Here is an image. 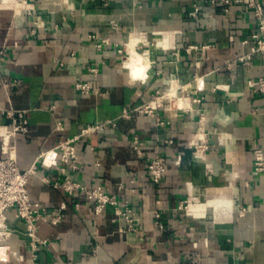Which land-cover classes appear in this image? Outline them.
I'll return each mask as SVG.
<instances>
[{
  "label": "crops",
  "instance_id": "0c3cea01",
  "mask_svg": "<svg viewBox=\"0 0 264 264\" xmlns=\"http://www.w3.org/2000/svg\"><path fill=\"white\" fill-rule=\"evenodd\" d=\"M254 28L247 7L224 12L209 0H0V156L9 130L4 110L27 119L28 131L13 139L21 170L84 126L104 124L75 141L81 164L73 179L127 201L136 217L131 231L113 208L95 213L85 191L68 195L51 185L57 167L38 166L28 176L30 198L49 210L66 207L60 223H39L47 244L34 264H264V172L254 171L252 155L264 148V96L252 85L264 76V53L241 44ZM188 45L195 49L186 52ZM132 53L146 67L137 77ZM195 74L203 77L190 82V93L201 102L181 101L205 113L207 167L192 156L191 145L204 140L195 112L159 109L168 121L160 126L145 113L124 116L170 78L189 82ZM152 154L165 161L158 185L146 174ZM158 209L163 229L154 222ZM6 216L19 258L0 264H33L24 222L13 209Z\"/></svg>",
  "mask_w": 264,
  "mask_h": 264
},
{
  "label": "built area",
  "instance_id": "2783aa9c",
  "mask_svg": "<svg viewBox=\"0 0 264 264\" xmlns=\"http://www.w3.org/2000/svg\"><path fill=\"white\" fill-rule=\"evenodd\" d=\"M214 6H220L224 12L229 10L231 4H238L247 7L253 16L255 28L249 36L241 40L242 45H250L252 52L264 53V5L261 0H209ZM196 12V10H195ZM209 45L203 46L208 48ZM195 49L194 45L185 47L186 52ZM1 53V51H0ZM177 55V52L173 53ZM249 58V54L239 56L238 61H245ZM199 62H197L198 65ZM91 73H95V68H90ZM198 77H203L195 74L191 81L196 83ZM185 82L179 77H173L168 80L167 88L163 91L156 90L152 95L150 101L143 103L140 106L130 108L124 116H130L132 112L145 113L154 118L158 126L168 123L159 116V109L171 112L182 111L184 113L195 112L197 115V131L200 133L204 140L196 142L191 145L192 156L195 162L205 161V151L209 148L211 137L208 136L204 124L206 116L203 110L194 107L178 106V101H190L192 103H200L201 98L193 96L190 93V82ZM254 90L264 96V76H259L252 81ZM75 88L80 92H88L90 87L87 84L77 82ZM197 87L195 91L198 92ZM194 91V92H195ZM9 118V130L1 139V156H0V262L9 260L10 258L18 259V250L9 244L14 229L8 224L6 213L8 210L13 209L15 216L22 220L25 224L24 234L28 238L27 245L29 246L33 264L37 258V249L40 245H46L47 239L40 238L37 235L40 222H48L56 225L61 222L64 217L63 209L66 207L62 202L55 210H49L42 206L39 202L30 198L27 183L28 176L40 166L43 169L57 167L60 175L51 181V185L55 188H61L68 195L74 194L76 190L85 191L86 197L93 203L95 213H100L106 207H111L115 210L118 216L124 219L127 228L131 231L136 230L134 221L136 217L127 201H120L114 195L106 193L102 187L94 186L86 189L85 186L76 182L73 179V173L78 170L81 160L75 148V141L83 136H87L96 129H100L104 124H88L84 126L80 133L72 137H68L59 141L54 147L42 150L36 162L28 170H21L16 162V146L13 139L17 134H24L28 131L27 119L24 111L8 109L4 110ZM61 124L56 123V128H60ZM218 142L221 138L218 135ZM140 145L138 136L133 137V148L136 152L140 153ZM253 155V168L256 173L264 172V148L257 147L252 151ZM178 163V160L176 161ZM165 161L157 154H152L146 159V174L148 180L158 185L165 173ZM43 181L49 182L46 177L42 178ZM134 192V189L131 190ZM159 203V200H156ZM75 208L79 207V203L74 204ZM179 209L187 208V200H181ZM245 208H241V213ZM165 220L164 209H158L154 212V222L160 229L164 228L163 221Z\"/></svg>",
  "mask_w": 264,
  "mask_h": 264
},
{
  "label": "bare ground",
  "instance_id": "6f19581e",
  "mask_svg": "<svg viewBox=\"0 0 264 264\" xmlns=\"http://www.w3.org/2000/svg\"><path fill=\"white\" fill-rule=\"evenodd\" d=\"M135 43V42H134ZM134 46V45H133ZM130 48V47H129ZM133 49V48H132ZM131 50V49H130ZM132 51V50H131ZM130 53V52H129ZM147 61V60H146ZM127 63V62H126ZM128 66H130L131 67V69H132V72H133V75L134 76H139V75H137V74H139V72H142L141 70H143V68H146V67H144L145 66V63H144V61H143V59L141 58V56L140 55H138V54H135V53H132V56H131V58L128 60ZM146 66H147V64H146ZM148 69V68H147ZM142 74H144V71H143V73ZM130 75H132V73L130 74ZM141 75V74H140ZM142 76H144V75H142ZM145 77V76H144ZM200 85H201V83H200ZM202 87V86H201ZM178 106H184L183 104H182V101H178Z\"/></svg>",
  "mask_w": 264,
  "mask_h": 264
},
{
  "label": "rangeland",
  "instance_id": "374dc122",
  "mask_svg": "<svg viewBox=\"0 0 264 264\" xmlns=\"http://www.w3.org/2000/svg\"><path fill=\"white\" fill-rule=\"evenodd\" d=\"M143 50H144V48L142 49V51H143ZM127 56H128V55H126L125 58H126ZM192 82H193V81H191V83H192Z\"/></svg>",
  "mask_w": 264,
  "mask_h": 264
}]
</instances>
